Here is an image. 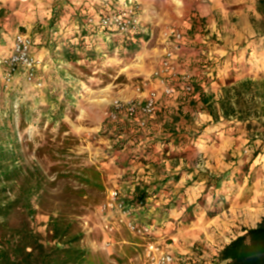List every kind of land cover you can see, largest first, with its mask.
I'll return each instance as SVG.
<instances>
[{"label":"rangeland","instance_id":"374dc122","mask_svg":"<svg viewBox=\"0 0 264 264\" xmlns=\"http://www.w3.org/2000/svg\"><path fill=\"white\" fill-rule=\"evenodd\" d=\"M176 1V9L187 5L183 0ZM254 4L253 1L244 4L248 5L245 11L248 15L246 19L250 21L255 31L264 33V5L260 6L263 15L259 16L261 12L258 11V7L257 14L251 9ZM167 5L166 0H154L143 15L141 11L140 30L145 37L138 44L139 48L133 49L130 54L120 46H110L111 39L106 41L108 36H103L101 32L97 33L93 43L87 40V48L93 46L96 55L94 59H83L76 65L67 61L63 64L59 62L55 66L49 63L46 68L41 65L34 80H29L24 71L20 70L11 82H6V68L0 65V136L5 144L13 145L14 134L17 132L19 140V148H16L17 157L22 169L17 182L9 185L15 191L10 196L14 197L25 184L39 185L41 188V197L33 199L37 213L26 220L24 206L20 205L8 219V235L13 236L17 231L23 230L28 223L30 229L40 237L41 242L50 245L51 238L48 233L50 216H64L74 221L76 228L83 233L81 246L89 251L90 264H141L144 251V240L141 237L122 225H117L112 235L106 234L103 230L100 205L106 198L107 191L116 188V184L120 186L126 179L124 176H113L111 172L118 163L114 156L121 150L115 146L118 143L117 139L111 138L109 133L126 122L121 120L112 123L108 120V114L113 109L114 100H131L137 87L144 81L152 79L164 57L165 49L171 50L175 56L174 71L177 75L174 77L169 74L165 77L167 83L176 89L175 96L183 103L185 101L184 105L194 109L199 105L192 106L193 101L202 103L196 88L191 95L185 93V82L182 78L189 75L192 83L196 84L194 82L196 75L190 65L194 57L192 54L198 51L195 44L189 46V41L195 36V33L190 31L192 18L185 13L171 15V11L166 9ZM25 7L21 8L24 14L29 12L28 7ZM174 28L181 30L185 35L182 43H185L188 49L184 58L175 49L177 43L172 39H166V33ZM27 29L20 28L18 33H26ZM257 38L258 36L247 37L242 43L249 44ZM234 43L241 45L240 42ZM261 45L262 49L254 51L253 58L249 59L248 74L226 75V81L222 82L217 91L206 89L204 92L205 95H214L212 103L222 114V119L225 111L233 110L236 113H231L230 121L236 122L239 117H243L251 124V128L245 132L244 138L247 139L245 144L238 142V137L235 139L246 159L240 166L241 173L245 172L246 165L252 167L255 163L264 171V144L261 142L264 141V42ZM11 51L12 48H3L0 57L9 55ZM210 52L207 51L203 56L213 55H210ZM53 54L51 52L48 57H53ZM245 55L246 51L241 55V59H244ZM219 73L220 77H223V72ZM138 99L140 101L143 98ZM171 99L173 96L161 95L159 110L149 120V127L156 121L159 113L163 115L165 110L174 108ZM61 104L64 105L62 109ZM47 106H51L49 112L44 110ZM200 110L192 117L194 125L196 121L198 122L195 129L198 130L205 125V129L196 137L199 147L194 148L195 152H191L190 155L188 151L184 152L182 157L185 166L190 164L199 170L197 179L194 180L195 185L190 187L194 189L195 211L200 218H213L219 214V221L223 219L228 221L224 216L230 213L233 201L227 200L228 207H225L222 200L216 203L214 182L209 184L212 175L216 174L221 175L220 186L223 185L225 178L222 177V170L226 167L224 161L228 157V152L214 147L215 138L206 127L209 122L206 116L200 114ZM164 115L174 116L169 113ZM11 116L15 124L22 122V126L13 128ZM190 119L187 118L188 121ZM221 124L223 125V121ZM147 128L144 130H148ZM252 138H256L257 144L261 145L255 159H252L253 152L250 147ZM219 195L225 197V192H219ZM216 226L219 227L215 221L208 226L210 234H214L211 230L216 229ZM235 229L239 230L236 227ZM231 234L232 232L229 234L224 232L223 235H218L220 245L225 244ZM205 238L199 241V245L190 247L192 254L189 253V259L182 264H213L214 258L204 253L210 250L208 247L210 242H207V237ZM154 239H158L156 234ZM170 241L164 239L163 243L169 244Z\"/></svg>","mask_w":264,"mask_h":264},{"label":"crops","instance_id":"0c3cea01","mask_svg":"<svg viewBox=\"0 0 264 264\" xmlns=\"http://www.w3.org/2000/svg\"><path fill=\"white\" fill-rule=\"evenodd\" d=\"M108 1L112 2V0ZM136 1L143 15L144 11L152 6L154 0ZM183 1L188 5H186V10L185 6L176 9V0H166L168 3L166 9L171 11V15L185 13L192 18L190 31L195 33V36L189 41V46L195 44L198 46V51L192 54L194 57L190 65L196 75L194 82L199 86L197 90L200 94L199 99H201L206 89L217 91L222 86V82L226 81V75L244 76L248 74L250 61L239 58L237 63H232L230 59L234 53L238 52L242 55L250 45H254L253 42L242 43L247 37L258 36L255 41L259 42L258 49H262L264 33L255 31L250 21L246 19L248 15L245 14V11L248 5H244L246 2L253 1L255 4L251 6V9L254 14H257L259 0ZM23 6L28 7L29 12L24 14V11L21 10ZM79 7L88 14L87 18L101 11L107 12L104 0H0V52L3 53V48H12L14 36L20 28L24 27L28 28L26 34L32 36L34 40L33 55L40 62V67L43 65V68H46L49 63L54 66L59 62L63 64L64 60L60 58L61 53L75 42L77 35L82 30L79 19L75 16L80 10ZM262 15L259 13V16ZM86 26L93 28L88 24ZM106 41L110 40L106 39ZM234 42H240L241 45ZM175 49L184 58L188 47L185 43H177ZM205 50L206 52L211 51L210 55L213 54L206 55L211 61L227 57V60L225 59L223 62L227 67L232 64L236 65L232 68L234 73L232 70L228 72L227 69H219L217 71L218 81L207 88L200 81H204L208 71L199 68L205 59L203 56L206 54ZM51 52L54 53L53 57H48ZM219 71L223 72V77H220ZM174 96L170 101L174 104V108L164 111V114H174L173 117L159 113L156 121L151 123L150 127L148 126V130H143L139 135L136 134V130H131L130 133L121 136L122 140L130 139L133 136L135 139L129 140L125 147L114 156L118 160L116 165L121 168L115 166L111 172L114 174L113 176L126 178L120 186L116 184V188H119L126 198L132 197L140 182H142V187H148L146 203L142 206L136 203L131 205L134 219L141 225H150L155 230L157 240L177 257L176 264H182L186 259H189L188 254L192 251L190 247L199 245V241H202L203 237H207V242H210L208 243L210 250L204 253L214 258L216 251L225 244L246 229L256 227L261 222L264 218V171L256 163L249 171L245 170L244 173L239 171L246 159L235 139L238 137V142H244V144L247 142V139L244 138L245 131H241L238 135L235 134L240 122H225L222 118L223 125L221 121L214 122L212 117L202 110L203 103L193 101L192 106L199 105L194 109L184 105L185 101L183 103L178 96ZM139 97L140 95L136 91L131 99ZM199 109H201L200 114L206 116L209 122L207 131H217V135L215 134V139H213L214 147L228 152V157L224 161L226 167L222 170V177L225 178V181L220 186L219 180L216 188V190H220V193L225 192L227 200L233 201L230 213H226L224 216L228 221L224 219L219 221V214L213 218H200L195 211L194 189L190 187L195 185L194 180L197 179L199 170L190 164L185 166L182 157H184V152L188 151V155H190L191 152H195L194 148L198 149L199 147L198 140L194 138L195 132L198 131L195 129L198 122L196 121L194 125L192 118ZM187 118L191 119L188 121ZM227 125L229 128L226 131L224 127ZM138 142L141 144L139 143V145ZM148 147H151L145 154V159L149 160L148 164L139 159L132 160V152L137 153L140 150L145 152ZM220 176L215 174L212 175V178H220ZM213 182L215 181L213 180ZM214 221L219 227L216 226V229L211 230L214 232L212 235L209 233V227ZM224 232H228V234L232 232V234L225 244L220 245L218 235H223ZM164 239L171 241L169 244H164ZM204 240L206 241V238Z\"/></svg>","mask_w":264,"mask_h":264},{"label":"trees","instance_id":"16d2710c","mask_svg":"<svg viewBox=\"0 0 264 264\" xmlns=\"http://www.w3.org/2000/svg\"><path fill=\"white\" fill-rule=\"evenodd\" d=\"M264 5V0H259L258 11L260 6ZM79 12L75 16L79 19V24L82 28L81 33L77 35L75 42L66 48L60 58L64 61L70 62L76 65L80 60L83 59H94L96 56L93 51V46L90 49L87 48V40L94 42L97 37L99 28H88L87 16L88 14L83 12L79 7ZM84 25V26H83ZM103 36H108L111 39L110 46H120L127 54H130L133 49L139 48V43L145 37V34L141 30L128 35H120L117 31L110 30L108 28L103 29ZM254 45H250L249 49L246 50V55L243 57L246 61L252 59L254 51L256 52L259 47V42L253 41ZM258 46V47H257ZM89 50V51H87ZM251 56V57H250ZM241 58L240 53H234L231 56L230 61L237 63ZM227 60V57L222 59H214L211 61L207 56L201 63V67L208 71L206 78L202 85L209 86L214 82L218 81L217 71L219 69H227L233 71V64L228 66L223 62ZM243 59V60H244ZM229 61V62H230ZM193 86L198 89L197 84ZM214 95L201 96L203 103L202 110L207 112L213 119L214 122H220L222 114L214 107L212 100ZM61 104L60 109L63 108ZM45 112L51 110V106L44 108ZM235 114L236 111L227 110L223 114V120L225 122L230 121V116ZM42 116V115H41ZM25 114L23 116V119ZM12 127L19 125L15 124L14 118L11 116ZM53 120V118H52ZM55 120V119H54ZM49 120L47 119V122ZM239 127L236 129L235 134L238 135L241 131L247 132V129L251 128V124L243 117H239ZM227 124V123H226ZM35 125V123L33 124ZM134 125V126H133ZM126 126V127H125ZM207 127V125H206ZM229 126H225L224 129L227 131ZM205 129V125L199 128L194 134V138ZM131 130H136V134H141L143 129L135 127V123H128L119 125L115 128L114 132L109 131L111 138L118 139L116 148L122 150L129 140H134L135 136L130 139H123V134L130 133ZM211 136L215 138L217 131L211 130ZM204 134V133H202ZM10 135V134H8ZM11 136V135H10ZM256 138L250 140V147L253 152L252 159H255L260 152L261 145L258 143ZM264 144V141H261ZM140 142H138L139 144ZM141 144V143H140ZM139 144V145H140ZM19 148L18 134H14V144L4 143L0 136V264H90V253L87 249L81 246V240L83 233L76 228V223L64 216H50L48 222V233L50 234V245H46L41 242L40 237L36 235L26 224L23 230L17 231L13 236L8 235L7 227L9 226L8 219L11 214L20 206H24L25 219L28 220L30 217H34L37 213V209L33 205V199H39L41 197L40 186H32L25 184L15 193L14 197L10 194L14 191V188L10 187V184L17 182L18 178L22 174L21 166L18 163V151ZM151 148V147H150ZM149 147L144 152L143 150L137 153H131L132 160L139 159L143 163L148 164L149 160L145 159V154L149 152ZM247 152V151H246ZM248 153V152H247ZM251 167L246 165L245 170L249 171ZM214 182V196L216 203L222 200L225 207L229 206L227 199L224 196H220L219 192H216L220 178H212ZM142 182L137 185L135 192L132 197H125L126 202L131 206L136 203L140 206L146 203L148 192L147 186L142 187ZM13 190V191H12ZM213 264H264V218L256 227L246 229L243 233L237 235L229 243L225 244L215 254Z\"/></svg>","mask_w":264,"mask_h":264},{"label":"built area","instance_id":"2783aa9c","mask_svg":"<svg viewBox=\"0 0 264 264\" xmlns=\"http://www.w3.org/2000/svg\"><path fill=\"white\" fill-rule=\"evenodd\" d=\"M79 1V0H77ZM107 12L101 11L90 15L87 24L93 28L117 31L120 35H128L140 30L141 10L136 0H104ZM166 39H172L176 43L185 40L184 33L179 29H171L166 33ZM109 40V37L107 38ZM34 40L26 33H17L13 40L12 51L9 55L0 57V65L6 68L5 80L11 82L15 75L23 70L29 80L36 78V72L40 62L33 55ZM175 56L171 50L165 49L161 66L152 75V79L144 81L136 89L142 100L131 99L113 101V109L108 114V120L112 123H135L139 129H146L149 120L159 110L161 95L174 96L176 89L169 85L165 77L169 74L176 77L174 71ZM184 91L191 95L195 91L191 77L184 75ZM100 213L103 221V230L112 235L117 225L125 226L129 231L144 240V251L141 264H176L175 256L167 250L158 240L154 239L155 230L150 225H141L134 219V212L126 202L125 196L119 188L107 191L106 198L100 205Z\"/></svg>","mask_w":264,"mask_h":264}]
</instances>
